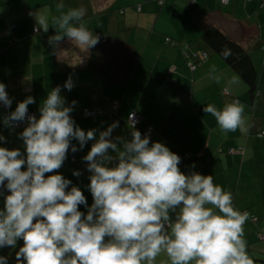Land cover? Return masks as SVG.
<instances>
[{
    "label": "crops",
    "instance_id": "0c3cea01",
    "mask_svg": "<svg viewBox=\"0 0 264 264\" xmlns=\"http://www.w3.org/2000/svg\"><path fill=\"white\" fill-rule=\"evenodd\" d=\"M61 2L65 12L69 8L86 10L85 26L100 36V42L88 52L67 39L57 49L49 45L48 38L55 34L52 17L60 15L56 5ZM37 10L46 11L49 17L52 28L47 33H33L35 20L29 13ZM210 26L223 31L248 52L259 74L257 93H251L236 71L214 54L194 70L188 67L184 51L187 46L196 49L197 40ZM170 40H179V45L173 47ZM69 76L75 87L70 92L62 89L61 95L66 98V106L73 100L77 102L71 115L79 127L103 131L118 121L113 137L131 139L127 119L132 113L141 116L140 129L154 128L153 142L164 143L178 156H194L179 166L181 171L212 175L215 184L233 194L238 210L256 218V223L244 225V239L254 264H264V136L259 135L264 132L261 1L0 0V83L7 86L13 98L9 111L31 95L36 102L29 108L39 116L38 109L47 92L63 86ZM234 76L239 83L230 85ZM225 87H230L231 96L226 95ZM234 100L244 107L245 123L243 128L223 133L203 107L213 104L222 109ZM114 102L119 103V109L111 119ZM94 108L103 109L105 116L96 121L82 117L83 111ZM9 111L0 107V114L7 115ZM23 129L9 130L0 124V134L8 140L0 147L23 150V142L17 138ZM72 143L79 147L78 142ZM91 143L75 154L69 150L59 170L81 188L89 206V174L77 178L72 172L86 169L82 157ZM230 149L235 152L229 153ZM71 156L76 159L74 164ZM80 210L86 212L83 206ZM7 250L2 254L6 256Z\"/></svg>",
    "mask_w": 264,
    "mask_h": 264
},
{
    "label": "clouds",
    "instance_id": "9594fccd",
    "mask_svg": "<svg viewBox=\"0 0 264 264\" xmlns=\"http://www.w3.org/2000/svg\"><path fill=\"white\" fill-rule=\"evenodd\" d=\"M56 7L55 28L46 11L29 13L35 31L54 30L48 38L51 47L67 39L88 52L100 42L83 22L84 8L65 12L62 2ZM221 56L227 60L231 50L225 47ZM237 83L236 76L229 81ZM6 87L0 83V107L11 109ZM74 87L69 76L63 86L47 92L39 118L28 114L36 102L31 95L14 111L0 114V124L9 130L26 123L17 136L23 150L0 147V264H10L5 249H16L15 264H254L244 239L250 213L235 207L230 191L215 184L212 175L181 171L180 156L137 130L133 114L131 139L113 137L118 121L103 131L83 130L71 115L77 102L66 106L61 95L62 89ZM224 92L230 94V87ZM203 112L215 118L223 133L245 123L244 107L235 100L222 109L207 104ZM90 141L82 157L89 173V206L81 188L59 170L69 150L75 154ZM6 143L0 134V144ZM72 175L82 173L73 170Z\"/></svg>",
    "mask_w": 264,
    "mask_h": 264
},
{
    "label": "trees",
    "instance_id": "16d2710c",
    "mask_svg": "<svg viewBox=\"0 0 264 264\" xmlns=\"http://www.w3.org/2000/svg\"><path fill=\"white\" fill-rule=\"evenodd\" d=\"M230 1L231 0H228V2H225L224 0H222V3L228 4ZM247 1H249V2L261 1V7H264V0H247ZM159 3L161 5V4H163V1H160ZM194 4H195V1H193V5ZM138 11L140 12V7H138ZM34 29H33L34 34L39 33L37 31H35ZM197 44H198V47L196 49L192 50L187 46L188 49H186L184 51V56L186 58L187 65L191 70H194L198 66L207 62L209 60V58L214 54V55L222 58V60L226 64H228V66H230L232 69H234L236 71V73L242 78V80L244 82H246L251 93H257L258 92L259 86H260V79H259L258 71L254 67L250 55L241 46L240 43L232 40L228 35H226L223 31H221L217 27L210 26L205 30V32L197 40ZM171 45L173 47L179 45V40H172ZM225 47L227 49L231 50V56L227 60L223 59V57L221 56V51ZM226 95L231 96L230 94H226ZM118 109H119V103L114 102L113 114L109 115V117L111 119L115 118ZM5 110L9 111L10 109L5 108ZM86 111L94 112V113L99 112V114H97L94 117H87V116H85ZM29 113L34 114L37 116V118H39V116L35 112H33L30 108L28 109V114ZM132 114L134 115V113H132ZM136 115L138 116V119H139L138 122L135 124L136 129L139 130L142 134H146V132L151 129V133L149 136L151 137V141H152L153 140V134H154V128L152 126H147L145 129H140V126L142 123V117L139 116L138 114H136ZM103 116H105V113H104L103 109H100V108L86 109L82 113L83 118L91 119L93 121H96L98 118L103 117ZM127 124L129 126V118L127 119ZM23 128L24 127H22V128H16L15 127L14 129L19 130V129H23ZM259 135L263 137L264 132H261ZM238 151H242V149H239ZM234 152L235 151L232 149L229 150V153H234ZM192 157H194V156H192L191 154L180 155V158L182 159V161H181V164L179 166L184 165L187 162V160H191ZM75 162H76L75 157L71 156V163L74 164ZM80 171L82 173V175H81L82 177L83 176L86 177L89 174L86 171V169L80 170ZM0 206H2V198H0ZM241 212H243V211H241ZM253 218H254L253 216L252 217L250 216L249 220L246 223H248L249 221L256 223L257 222L256 218H254V219ZM15 251H16V249H8L7 250L6 256L9 258L10 264H15V261H14Z\"/></svg>",
    "mask_w": 264,
    "mask_h": 264
},
{
    "label": "built area",
    "instance_id": "2783aa9c",
    "mask_svg": "<svg viewBox=\"0 0 264 264\" xmlns=\"http://www.w3.org/2000/svg\"><path fill=\"white\" fill-rule=\"evenodd\" d=\"M225 2H228V0H224ZM97 114H99V112L98 113H94V112H89V111H86L85 112V116H87V117H94V116H96ZM29 115H33V114H30L29 113ZM133 119H134V121H135V124L138 122V116L136 115V114H134L133 115ZM26 126V123H20V124H18L17 126H15L16 128H22V127H25ZM150 133H151V129L150 130H148L147 132H146V134L145 135H150ZM181 161H182V159H181Z\"/></svg>",
    "mask_w": 264,
    "mask_h": 264
}]
</instances>
